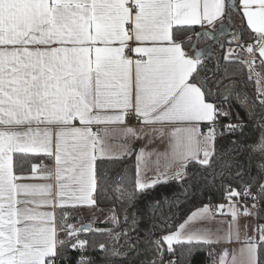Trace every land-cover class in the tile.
Returning <instances> with one entry per match:
<instances>
[{"label": "snow or ice", "instance_id": "snow-or-ice-1", "mask_svg": "<svg viewBox=\"0 0 264 264\" xmlns=\"http://www.w3.org/2000/svg\"><path fill=\"white\" fill-rule=\"evenodd\" d=\"M233 11L240 27L230 42L246 52L249 69L257 60L264 67V0H0V264H72L71 252L80 254L75 264H92L90 246L109 252L107 242L81 238L100 229L68 221L72 211L99 210L107 198L99 170L104 160L136 154L133 143L123 156L113 155L106 137L116 134L125 143L166 138L165 152L156 155L168 171L149 184L137 169L131 192L113 190L124 225L131 218L132 226L111 236L123 248L114 247L112 255L138 253L146 242L155 257L148 264H177L164 259L166 253L175 256L177 246L190 253L226 239L238 243V251L225 249L212 264H264V165L254 177L240 163L238 147L220 174L226 203L203 206L176 230L165 225L159 235L134 237L135 215L125 208L135 209L137 193L161 179L184 180L189 164L210 167L218 138L242 129L239 122L223 123L230 111L221 97L227 101L230 90L214 95L200 77L206 50L193 44L189 54L180 39L194 32L196 39L215 40L208 29L224 32ZM245 32L251 41L246 46ZM257 101L264 107V91ZM133 117L135 126L129 124ZM259 151L264 153V144ZM144 156L140 149L136 158ZM109 212L118 224L117 210ZM212 212L231 217L225 237L191 225ZM241 216L256 218L243 239Z\"/></svg>", "mask_w": 264, "mask_h": 264}, {"label": "trees", "instance_id": "trees-1", "mask_svg": "<svg viewBox=\"0 0 264 264\" xmlns=\"http://www.w3.org/2000/svg\"><path fill=\"white\" fill-rule=\"evenodd\" d=\"M232 17L236 19L235 11L232 12ZM199 31L201 29L196 26L195 32ZM244 36V42L250 41L247 38V32L244 33ZM188 37H192V43H187ZM180 39H186V43L189 44L188 49L193 44L203 47L209 41L208 38L203 36L196 39L194 32L187 33ZM230 41H232V38L229 39L228 43H233ZM220 59L221 66L211 80L208 81V87L214 95L217 92L228 94L225 89L230 90L227 101H224L221 97L222 105L230 111V116L223 123L240 120L244 121L243 127L233 133L226 132L223 137L218 138L216 156L210 159V167L189 164L184 180L169 179L167 182L163 180L155 183L154 187L146 188L143 192L137 193L135 209L125 206L128 212H134L135 215L138 232L130 233L134 237L138 235L143 239L153 231L159 235L165 225L168 229L175 230L193 210L205 205L211 206L220 203L223 200L220 192V174L222 170H226V164L232 163V157L236 156L235 149L237 147L239 148L238 158L240 163L254 177L261 171V166L264 165V153L259 151V146L264 144V125L263 122L257 121V117H261L264 110V107L258 103L256 98L260 85L253 82L249 77V69L243 62L245 60L244 56L234 55L225 58L221 55ZM262 71L264 74V67H262ZM200 77H202L201 66ZM233 140L236 141L235 145L231 142ZM224 153L229 154L227 161L220 159ZM44 162L46 164L50 163L47 159ZM99 170L102 182L108 187L107 198H101L99 210L109 211L110 208H114L117 210L120 219L118 224L97 221L92 224V228L94 230L98 228L101 230L100 232L94 231L90 234H82L81 238H87L94 242H107L109 246V252L90 246L87 250V256L91 259L92 264H148L155 257L152 255L151 245L146 242L143 245H138V253H129L126 257L111 254L114 247L118 251H123L122 247L113 244L111 236L121 232L122 229L127 231L132 226L131 218H129L128 226L124 225L125 212L120 209L119 202L113 204L112 193L115 188H127L131 192L132 181L135 178L134 156L130 155L116 160L106 159L100 164ZM213 172L216 174L215 180H213ZM261 223H264V220ZM110 229H114V232L110 233L108 231ZM119 244L122 245L123 241H120ZM145 249H148V251H145ZM218 249L216 244H211L192 248L189 253L186 249L182 250L177 246V264H212L213 258L217 259ZM210 251L217 255L210 257ZM79 255L76 252L69 254L72 264H75V261L79 259ZM171 256L166 253L165 261Z\"/></svg>", "mask_w": 264, "mask_h": 264}, {"label": "crops", "instance_id": "crops-1", "mask_svg": "<svg viewBox=\"0 0 264 264\" xmlns=\"http://www.w3.org/2000/svg\"><path fill=\"white\" fill-rule=\"evenodd\" d=\"M234 20L237 23L236 27H240L239 17L237 16L236 19ZM181 40H184L186 42V39H181ZM188 46L189 44L185 43V50L189 52V54H194L193 49H192L193 45L189 47V49H188ZM136 123L137 122H133V120H129V124L132 126H135ZM96 130L97 129H94V131ZM101 135H103V133H101ZM106 141H107V145L109 149L111 150V153L115 156H123L124 147L134 143L136 147V154H133L134 159H135V175L137 173V169H139L141 178L149 184H152V182L157 179V174L159 171H168V169L165 167L166 162L163 159H160L159 163L157 164V155H156L157 153L162 155L165 152L167 148V144H168V141L166 138L164 140H161L158 136L153 137L151 135H148V136H143L141 139L137 141H127L125 143L120 137V135L116 134L114 136L106 137ZM140 149H144L145 156L140 161H138L136 158V155L139 154ZM128 156H125V157H128ZM44 164L46 163L44 162ZM160 181H163V179H161ZM200 208H197L193 210L192 212H195ZM94 212L95 211H92L89 209H81L79 211H72L68 222L70 224H73L77 228H79L82 223L89 222L93 224V220L91 218L93 217ZM191 213L189 215H191ZM83 215H85V217H81ZM188 216L181 223H183L188 218ZM230 219L231 217L227 214L218 215V214L209 213L207 219H203V220L197 219V220L191 221L190 223L195 228L205 229L215 234L214 236L215 238V237H225L226 236L227 230L229 228ZM79 222L81 224L78 226ZM239 224L241 226L240 238L243 239L245 232L246 231L250 232L251 229L255 227L256 218L255 217L249 218V217L241 216L239 219ZM213 244H216L219 248L217 260L219 259V255L223 252V250L227 249L231 253L233 250L238 251L240 247L238 243L229 244L226 239L221 243H213Z\"/></svg>", "mask_w": 264, "mask_h": 264}, {"label": "water", "instance_id": "water-1", "mask_svg": "<svg viewBox=\"0 0 264 264\" xmlns=\"http://www.w3.org/2000/svg\"><path fill=\"white\" fill-rule=\"evenodd\" d=\"M231 3H236V0H231ZM238 28L239 27H236L233 24V21H231L230 26L228 25V22H225V31L224 32L221 33L218 30L219 26H217V28L214 30H209V31H212L216 35L217 38L215 40L209 39L207 44H205L203 47H199L195 44L197 49L206 50L204 52V55L201 57V64H202L201 67L203 70L205 69V63L207 61H212L213 57H215V59L218 63V66L219 67L221 66L222 62H221L220 57L223 54L224 47L226 45V41L228 38H232L231 33L235 32V30ZM192 49H193V46H192ZM210 49H211V51H210ZM212 55H213V57H212ZM259 118H260V116L257 117V119H259ZM82 224H91V223L86 222V223H82Z\"/></svg>", "mask_w": 264, "mask_h": 264}, {"label": "built area", "instance_id": "built-area-1", "mask_svg": "<svg viewBox=\"0 0 264 264\" xmlns=\"http://www.w3.org/2000/svg\"><path fill=\"white\" fill-rule=\"evenodd\" d=\"M243 43L246 46L248 43H251V41H246ZM228 44L230 45V52L233 55H242V56H244L245 60L248 59L246 52L241 51L240 46H238L235 42L228 43ZM246 66L248 67L247 64H246ZM248 69H249V67H248ZM249 72H250L249 77L253 80V82H256L260 85V88L257 90V94L260 91H264V74L262 73L263 71H262V66H261L260 60L256 61L255 66L252 69H249ZM257 94H256V98H257ZM131 120H133V122H137L136 119H134V117ZM257 121L263 122L262 124L264 125V110H263L262 116ZM237 122H239L240 124H244V121H240V120L234 121V122H226V124L227 123H237ZM222 203H226V201L222 200L220 203L212 204L211 206H214L217 204H222ZM212 213L216 214L215 212H212ZM169 259H173V260L177 261V254L175 256H171Z\"/></svg>", "mask_w": 264, "mask_h": 264}, {"label": "rangeland", "instance_id": "rangeland-1", "mask_svg": "<svg viewBox=\"0 0 264 264\" xmlns=\"http://www.w3.org/2000/svg\"><path fill=\"white\" fill-rule=\"evenodd\" d=\"M233 21V24H235V26H237V23L235 22L234 19H232ZM223 57H227V58H230L232 56H234L231 52H230V45L229 44H226L225 47H224V51H223V54H222ZM111 216V213L109 211H104V210H96L94 213H93V217L91 218L93 220V223L97 222V221H105V222H111V223H114V221H112L111 219H109V217ZM81 217H85V215L81 216ZM81 223L79 222L78 223V226L80 225ZM92 224V223H91Z\"/></svg>", "mask_w": 264, "mask_h": 264}, {"label": "flooded vegetation", "instance_id": "flooded-vegetation-1", "mask_svg": "<svg viewBox=\"0 0 264 264\" xmlns=\"http://www.w3.org/2000/svg\"><path fill=\"white\" fill-rule=\"evenodd\" d=\"M229 39L230 38L227 39L226 44H228ZM210 51H211V49H210ZM212 57H213V55H212ZM212 61H207L205 63V69L204 70L201 67V69H202V78H206V82L207 83H208V81L211 80V78L214 76L215 72L219 68L218 63H217L215 57H213V60Z\"/></svg>", "mask_w": 264, "mask_h": 264}]
</instances>
